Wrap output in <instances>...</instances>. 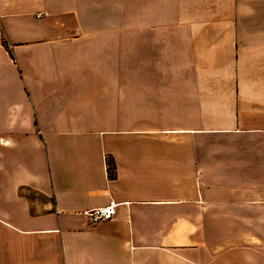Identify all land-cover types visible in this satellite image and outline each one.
<instances>
[{
    "label": "crops",
    "instance_id": "0c3cea01",
    "mask_svg": "<svg viewBox=\"0 0 264 264\" xmlns=\"http://www.w3.org/2000/svg\"><path fill=\"white\" fill-rule=\"evenodd\" d=\"M0 264H264V0H0Z\"/></svg>",
    "mask_w": 264,
    "mask_h": 264
},
{
    "label": "built area",
    "instance_id": "2783aa9c",
    "mask_svg": "<svg viewBox=\"0 0 264 264\" xmlns=\"http://www.w3.org/2000/svg\"><path fill=\"white\" fill-rule=\"evenodd\" d=\"M116 214V203L110 201L108 204L84 211L90 224L112 219Z\"/></svg>",
    "mask_w": 264,
    "mask_h": 264
},
{
    "label": "trees",
    "instance_id": "16d2710c",
    "mask_svg": "<svg viewBox=\"0 0 264 264\" xmlns=\"http://www.w3.org/2000/svg\"><path fill=\"white\" fill-rule=\"evenodd\" d=\"M106 164H107V173L108 177L110 179H113L115 177V167H114V162L111 158L106 159Z\"/></svg>",
    "mask_w": 264,
    "mask_h": 264
}]
</instances>
